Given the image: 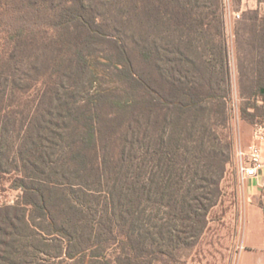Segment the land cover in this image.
Segmentation results:
<instances>
[{"label": "trees", "instance_id": "trees-1", "mask_svg": "<svg viewBox=\"0 0 264 264\" xmlns=\"http://www.w3.org/2000/svg\"><path fill=\"white\" fill-rule=\"evenodd\" d=\"M254 13L264 38V15ZM148 17L169 24L167 16ZM173 18L177 28L190 25L188 12ZM0 27L17 42L54 31L58 53L46 83L69 69L73 81L15 148L20 174L12 187L22 195L0 205V264H178L177 254L202 235L232 158V143L211 123L227 95L171 75L148 38L138 50L151 69L138 72L127 44L106 33L84 0H0ZM106 40L111 47L99 50ZM250 97L242 114L256 122L264 117L261 69ZM8 172L0 160V185ZM104 180L98 215L88 202ZM153 208L165 215L149 214Z\"/></svg>", "mask_w": 264, "mask_h": 264}, {"label": "rangeland", "instance_id": "rangeland-1", "mask_svg": "<svg viewBox=\"0 0 264 264\" xmlns=\"http://www.w3.org/2000/svg\"><path fill=\"white\" fill-rule=\"evenodd\" d=\"M31 1L44 5L52 0ZM84 1L99 15L106 33L120 37L127 44L138 72L147 73L151 69L138 50L139 44L148 38L159 47V66L165 67L171 75L198 83L202 89L212 86L227 95L225 104L212 108L211 123L222 139L232 143V158L202 235L191 247L179 252L177 259L178 264H235L241 229V217L235 208L237 196L231 187L237 171L236 152L248 145L246 135L250 130L264 126L262 115L253 122L242 114V108L250 102L259 70L264 71V38H257L256 24H260V20L255 19L254 13L258 10L264 15V4L258 2V6L246 8L242 7L241 0H231L228 7L223 0ZM179 1L185 6H180ZM151 12L167 16L169 24H152L148 17ZM185 12L189 13L190 25L177 28L173 17ZM236 12L241 13L240 18ZM110 47L107 40L97 44L103 51ZM57 53L55 33L50 29H42L17 42L0 27V160L9 171L0 185V205L14 204L22 195L20 189L12 187V178L20 174L13 169L15 148L37 123L41 126L45 123L41 119L52 105L55 93L65 98L70 94L65 88L72 89L71 69L55 77L50 86L46 83ZM156 78L159 84L163 83L160 75ZM117 92L124 93L123 88ZM120 138L122 142L123 136ZM107 182L104 180L89 197L90 211L98 215L106 208ZM71 189L74 188L69 187L70 197L77 199ZM149 214L159 218L165 215L158 208H153Z\"/></svg>", "mask_w": 264, "mask_h": 264}, {"label": "crops", "instance_id": "crops-1", "mask_svg": "<svg viewBox=\"0 0 264 264\" xmlns=\"http://www.w3.org/2000/svg\"><path fill=\"white\" fill-rule=\"evenodd\" d=\"M242 7L254 8L257 0H241ZM254 129V127H253ZM254 131L246 135V143H254ZM264 163V143H260ZM231 187L236 193L235 208L241 217L240 247L235 264H264V166L254 177L244 181L238 171L233 174Z\"/></svg>", "mask_w": 264, "mask_h": 264}, {"label": "built area", "instance_id": "built-area-1", "mask_svg": "<svg viewBox=\"0 0 264 264\" xmlns=\"http://www.w3.org/2000/svg\"><path fill=\"white\" fill-rule=\"evenodd\" d=\"M223 2L228 7L230 6L231 0H223ZM235 15L238 18L241 17L240 12H236ZM254 138L256 139L254 143L246 147H240L236 152L238 176L242 181L256 176L264 166L260 147V143H264V126L258 125L255 128Z\"/></svg>", "mask_w": 264, "mask_h": 264}]
</instances>
